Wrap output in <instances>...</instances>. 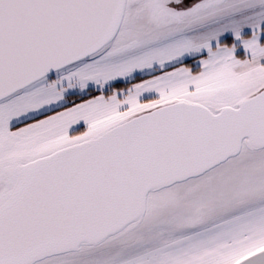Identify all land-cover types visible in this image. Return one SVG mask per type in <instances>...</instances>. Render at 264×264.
Instances as JSON below:
<instances>
[{
  "label": "snow or ice",
  "instance_id": "1",
  "mask_svg": "<svg viewBox=\"0 0 264 264\" xmlns=\"http://www.w3.org/2000/svg\"><path fill=\"white\" fill-rule=\"evenodd\" d=\"M0 264H264V0H0Z\"/></svg>",
  "mask_w": 264,
  "mask_h": 264
}]
</instances>
